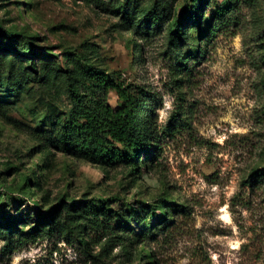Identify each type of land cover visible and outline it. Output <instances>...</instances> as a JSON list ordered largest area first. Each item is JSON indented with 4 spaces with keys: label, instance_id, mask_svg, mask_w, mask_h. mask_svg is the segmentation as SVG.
I'll return each mask as SVG.
<instances>
[{
    "label": "rangeland",
    "instance_id": "374dc122",
    "mask_svg": "<svg viewBox=\"0 0 264 264\" xmlns=\"http://www.w3.org/2000/svg\"><path fill=\"white\" fill-rule=\"evenodd\" d=\"M125 1L0 0L18 35L16 51L0 37V264H264V175L253 174L264 165V0H206L199 29L192 0H134L138 20L166 7L148 27L120 18ZM89 63L136 100L150 167L143 152L111 166L50 144L72 109L68 79ZM107 102L123 101L110 91ZM74 198L168 213L153 228L138 213L102 229L63 207Z\"/></svg>",
    "mask_w": 264,
    "mask_h": 264
},
{
    "label": "trees",
    "instance_id": "16d2710c",
    "mask_svg": "<svg viewBox=\"0 0 264 264\" xmlns=\"http://www.w3.org/2000/svg\"><path fill=\"white\" fill-rule=\"evenodd\" d=\"M192 1L187 11V19L192 17L193 26L199 29L206 0ZM140 9L134 0L132 2L127 0L115 7V11L120 13L121 19L136 22L138 25L144 23L145 27H148L150 23L158 24L166 7L162 4H154L143 13L144 21L138 20ZM176 29L178 34L182 33V29L181 31L177 27ZM211 30H214V27ZM0 37H8L9 43L5 47L6 51H16L18 35L8 31L1 21ZM0 49H3V44H0ZM197 51V48L192 49L191 55H195ZM53 70L56 73L62 71L57 66H54ZM67 90L72 103L70 116L61 125L47 130L51 145L79 158L96 163H108L111 166L135 165L136 159L143 152L146 158L141 159L140 166H151L153 150L147 140L146 127L138 114L136 100L119 81L109 77L100 67L89 63L76 76L68 79ZM110 91H115L123 101L120 106L112 107L108 104L107 95ZM253 172L257 177L263 176L264 165ZM105 201L104 199L78 201L74 198L71 204H63V207L68 209L69 213L75 209H84L91 223L102 229L107 228L109 223H116V218L119 221H124L138 213L145 217H155V222L150 225V228H153L154 225L165 221L168 213L164 202H159L156 206L148 201L133 200L126 204L129 209L126 212L122 208L113 209L105 206ZM61 204L62 199L56 204L50 205L46 211L41 212L37 223L31 228L29 234H35L36 225L39 223H47L48 219L56 214ZM159 208H161V212L157 213L156 210ZM0 217H4L2 212H0ZM12 221L8 220L7 223ZM85 228L86 220L80 224V231H85ZM23 235L20 234L19 237L22 238Z\"/></svg>",
    "mask_w": 264,
    "mask_h": 264
}]
</instances>
